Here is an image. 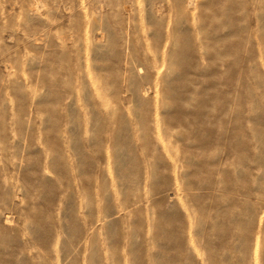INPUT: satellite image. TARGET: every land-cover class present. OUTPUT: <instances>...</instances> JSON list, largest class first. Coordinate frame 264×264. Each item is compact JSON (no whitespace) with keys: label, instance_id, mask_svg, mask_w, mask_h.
Masks as SVG:
<instances>
[{"label":"rangeland","instance_id":"1","mask_svg":"<svg viewBox=\"0 0 264 264\" xmlns=\"http://www.w3.org/2000/svg\"><path fill=\"white\" fill-rule=\"evenodd\" d=\"M0 264H264V0H0Z\"/></svg>","mask_w":264,"mask_h":264},{"label":"bare ground","instance_id":"2","mask_svg":"<svg viewBox=\"0 0 264 264\" xmlns=\"http://www.w3.org/2000/svg\"><path fill=\"white\" fill-rule=\"evenodd\" d=\"M180 55H181V54H180ZM180 57H181V56H180ZM182 57H183V56H182ZM183 59H184V57H183ZM183 59H182V60H183ZM176 60H177V59H176ZM182 60H181V61H182ZM179 61H180V60H179ZM185 61H186V58H185ZM174 62H175V61H174ZM175 63H176V62H175ZM181 64H182V62H181ZM177 65H178V64H177ZM181 67H183V64L181 65ZM169 91H170V90H169ZM171 91H172V90H171ZM174 92H176V91H174ZM174 92H173V93H174ZM174 94H175V93H174ZM177 94H178V93H177ZM171 95H172V94H171ZM174 99H175V98H174ZM174 103H175V102H174ZM173 115H174V114H173ZM165 121H166V120H165ZM179 124H180V123H179ZM193 137H194V136H193ZM193 139H194V138H193ZM195 141H196V140H195ZM197 141H198V140H197ZM193 154H194V153H192L191 155H193ZM193 156H194V155H193ZM186 164H187L188 166H191V160H190V158L187 159ZM193 174H195V175L200 174V171H196V170H195V171L193 172ZM198 188H201V187H200V186H197V189H198ZM189 189H190V190H193V188H192L191 185L189 186ZM192 199L195 200L194 197H193ZM195 203H197V202H195Z\"/></svg>","mask_w":264,"mask_h":264}]
</instances>
